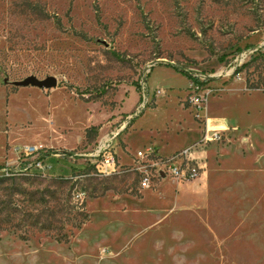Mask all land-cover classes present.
<instances>
[{
	"label": "rangeland",
	"instance_id": "rangeland-1",
	"mask_svg": "<svg viewBox=\"0 0 264 264\" xmlns=\"http://www.w3.org/2000/svg\"><path fill=\"white\" fill-rule=\"evenodd\" d=\"M263 44L264 0H0V167L16 148L69 152L82 131L91 148L149 91L115 138L118 173L65 157L0 173V264H264ZM182 73L205 78L193 90ZM28 76L57 88L12 84ZM195 94L227 125L199 147ZM151 143L162 158L192 147L202 171L140 189L129 168Z\"/></svg>",
	"mask_w": 264,
	"mask_h": 264
},
{
	"label": "built area",
	"instance_id": "built-area-1",
	"mask_svg": "<svg viewBox=\"0 0 264 264\" xmlns=\"http://www.w3.org/2000/svg\"><path fill=\"white\" fill-rule=\"evenodd\" d=\"M264 45V44H263ZM263 45L247 48L238 52L229 62L231 70L240 67L246 61L254 58L261 52ZM221 76V73H219ZM193 81L190 86L193 90L197 89L198 81H202L205 77L193 75ZM156 95L160 94V90H156ZM147 98L143 95L139 106L130 114L118 118L114 127L108 133L102 135L96 140L94 145L87 152L75 153L58 150H45L36 147L16 148L14 150L15 159L12 164H5L0 167V173H22L32 168L39 175L45 176L51 169V165L47 163L49 156L65 157L73 159L75 157H85L94 167L95 173L99 176H108L118 173L119 165L115 157L116 137L123 132L131 122L137 118L144 110ZM193 115L204 120V128L202 137L197 147L210 143L219 139L218 132L209 130L206 115V96L203 94H195L188 97ZM112 125V126H113ZM191 148L181 149L167 158L160 157L153 147H145L144 151H137L133 165L129 171L136 177L137 185L140 189H150L160 181L165 175H169L174 181L180 182L196 178L202 171L204 164L200 160L191 159ZM181 159L182 163L179 168L172 166V163Z\"/></svg>",
	"mask_w": 264,
	"mask_h": 264
},
{
	"label": "crops",
	"instance_id": "crops-1",
	"mask_svg": "<svg viewBox=\"0 0 264 264\" xmlns=\"http://www.w3.org/2000/svg\"><path fill=\"white\" fill-rule=\"evenodd\" d=\"M147 81H148V78H146V82H145V86H146V89H145V91L141 94V95H137V92H135L134 91V94H135V98H136V102H135V105H134V110L139 106V104L141 103V97L144 95L146 98H148V94H149V91H148V87H147ZM191 83V82H190ZM189 86H190V84H189ZM0 87H3L4 89H5V94H7V89L5 88V86L1 83V81H0ZM55 88H57L56 86L54 87V89ZM38 89V88H37ZM49 90V92L48 93H45V94H43V93H40V92H38V93H40V97H43L44 99H46V98H48V96H50L51 95V92L50 91H52V89H48ZM157 97H158V95L157 96H155V101L157 100ZM48 101V100H47ZM155 101H154V105H155ZM127 114H130V113H125V115H127ZM124 115V116H125ZM206 119H207V121L210 123V126L208 125V127L209 128H220V129H223V128H226L227 127V125H226V122H225V120L223 119V118H213V117H210V116H208V115H206ZM116 121L117 120H115V122L114 123H116ZM135 122H136V120H135ZM135 124V123H134ZM113 125V124H112ZM112 125H110L108 128H107V130L104 132V133H102V134H100L97 138H96V140L98 139V138H100L102 135H104V134H106V133H108V131L109 130H111L113 127H114V125L112 126ZM127 129V128H126ZM125 129V130H126ZM96 140H95V142H96ZM83 141H84V134H83V131L80 133V135L76 138V143L75 144H73V145H70V146H68V145H64V146H62V147H58L59 149L60 148H68V149H70L71 151H69V152H75V153H82V152H87L88 150H89V147H87V148H85V149H83V150H77V148L79 147V146H81L82 145V143H83ZM151 145H153L154 147V149H155V151L157 152V154L159 155H163L160 151H159V149H160V144L159 143H151ZM58 148H56V149H58ZM61 150V149H60ZM176 150V149H175ZM170 154V153H169ZM166 155H168V154H166ZM165 156V155H164ZM64 157H54V156H49L48 158H47V160L51 163V169L50 170H55L56 168H57V166H58V163L63 159ZM68 159V158H67ZM72 160H75V161H83V162H85L86 161V158L85 157H76V158H73Z\"/></svg>",
	"mask_w": 264,
	"mask_h": 264
},
{
	"label": "water",
	"instance_id": "water-1",
	"mask_svg": "<svg viewBox=\"0 0 264 264\" xmlns=\"http://www.w3.org/2000/svg\"><path fill=\"white\" fill-rule=\"evenodd\" d=\"M12 84L18 87L30 86L38 89H51L57 85V82L53 76H48L44 79H37L34 76H28L20 81H14Z\"/></svg>",
	"mask_w": 264,
	"mask_h": 264
},
{
	"label": "trees",
	"instance_id": "trees-1",
	"mask_svg": "<svg viewBox=\"0 0 264 264\" xmlns=\"http://www.w3.org/2000/svg\"><path fill=\"white\" fill-rule=\"evenodd\" d=\"M260 61H262V56H260ZM182 74L185 75L190 81H193V78H192L191 75H189V74H184V73H182ZM91 129L95 130V127H94V126H90L89 128H87V129L85 130V136L87 135L88 131L91 130Z\"/></svg>",
	"mask_w": 264,
	"mask_h": 264
}]
</instances>
